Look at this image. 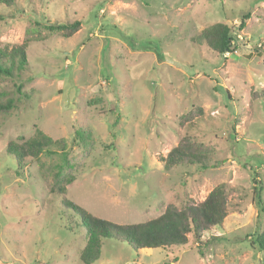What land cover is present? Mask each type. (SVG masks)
Here are the masks:
<instances>
[{
  "label": "rangeland",
  "instance_id": "obj_1",
  "mask_svg": "<svg viewBox=\"0 0 264 264\" xmlns=\"http://www.w3.org/2000/svg\"><path fill=\"white\" fill-rule=\"evenodd\" d=\"M10 10L0 18V45L27 43L28 66L0 76V104H14L0 112V264H83L87 238L64 229V198L49 190L60 157L18 167L6 152L38 129L70 143L78 127L94 138L72 147L64 173L77 179L66 197L97 217L146 222L168 206L199 204L220 185L229 200L224 223L204 234L219 238L208 246L190 238L170 255L105 240L95 264H264L249 241L264 231V0H19L0 8ZM48 21L81 28L70 38L37 31ZM216 23L235 31L233 53L200 40ZM193 107L203 118L182 126ZM186 134L210 147L214 167L165 169L162 158Z\"/></svg>",
  "mask_w": 264,
  "mask_h": 264
},
{
  "label": "trees",
  "instance_id": "obj_2",
  "mask_svg": "<svg viewBox=\"0 0 264 264\" xmlns=\"http://www.w3.org/2000/svg\"><path fill=\"white\" fill-rule=\"evenodd\" d=\"M19 0H0V8H13ZM236 2L238 0H220L221 3ZM13 10V9H12ZM0 11V18L12 15ZM249 14L240 19L238 30L242 31L246 26ZM37 31L59 33L65 38L72 37L81 28L80 22L56 23L48 21L37 23ZM232 27L216 23L204 29L200 34V40L219 55L233 53L235 48V35ZM27 43L15 45L12 48L0 45V76L14 78L16 74L22 73L28 66L26 53ZM256 96V95H255ZM13 101L8 100L0 104V112H9L13 107ZM204 110L200 107H193L189 112L182 115L179 122L182 126L191 125L194 121L201 120ZM94 131L90 128H75L74 137L69 143L67 139H54L42 130L36 132L28 140L20 139L10 141L6 152L12 156L18 167H24L27 159H36L41 155L59 156L61 162L56 166L52 181L49 183V190L54 197H63L59 212L61 220L65 221L64 229L70 234L83 233L87 238L86 247L82 250L79 259L83 264H95L101 257L103 243L105 240H114L125 243L136 252L140 250L162 249L169 251L172 255L174 248L185 246L192 238L197 245L208 246L219 238L211 237L204 241L205 233L213 228H219L228 216V194L225 185L213 189L206 199L199 204H185L181 208L168 206V208L157 218L141 223L118 224L100 217H97L83 207L70 200L67 196V187L77 179L74 174L64 173L70 165L72 147L77 144H87L94 138ZM212 151L205 142L198 136L186 134L176 147H174L162 163L166 170L179 166L199 165L205 169L214 167L210 163ZM222 161L221 163H224ZM257 176V173L254 172ZM255 200L261 206L262 185L255 180ZM264 211V210H263ZM63 217V219H62ZM250 245L264 256V231L256 232L250 237Z\"/></svg>",
  "mask_w": 264,
  "mask_h": 264
}]
</instances>
